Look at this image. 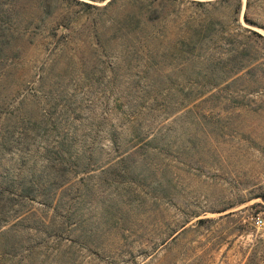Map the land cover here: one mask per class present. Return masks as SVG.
<instances>
[{
    "label": "rangeland",
    "instance_id": "1",
    "mask_svg": "<svg viewBox=\"0 0 264 264\" xmlns=\"http://www.w3.org/2000/svg\"><path fill=\"white\" fill-rule=\"evenodd\" d=\"M0 264H264V0H0Z\"/></svg>",
    "mask_w": 264,
    "mask_h": 264
},
{
    "label": "built area",
    "instance_id": "2",
    "mask_svg": "<svg viewBox=\"0 0 264 264\" xmlns=\"http://www.w3.org/2000/svg\"><path fill=\"white\" fill-rule=\"evenodd\" d=\"M255 222H256V224L258 225V224H260L261 220H258V219H257Z\"/></svg>",
    "mask_w": 264,
    "mask_h": 264
}]
</instances>
